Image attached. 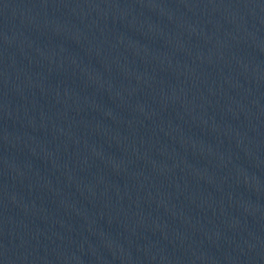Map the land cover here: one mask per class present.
Instances as JSON below:
<instances>
[{"label":"water","instance_id":"obj_1","mask_svg":"<svg viewBox=\"0 0 264 264\" xmlns=\"http://www.w3.org/2000/svg\"><path fill=\"white\" fill-rule=\"evenodd\" d=\"M0 264H264V0H0Z\"/></svg>","mask_w":264,"mask_h":264}]
</instances>
